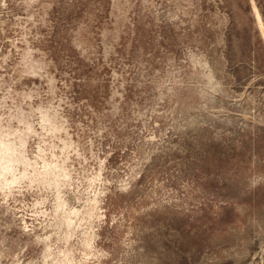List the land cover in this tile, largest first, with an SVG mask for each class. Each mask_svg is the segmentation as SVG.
I'll use <instances>...</instances> for the list:
<instances>
[{
  "label": "rangeland",
  "instance_id": "1",
  "mask_svg": "<svg viewBox=\"0 0 264 264\" xmlns=\"http://www.w3.org/2000/svg\"><path fill=\"white\" fill-rule=\"evenodd\" d=\"M0 264H264V0H0Z\"/></svg>",
  "mask_w": 264,
  "mask_h": 264
}]
</instances>
